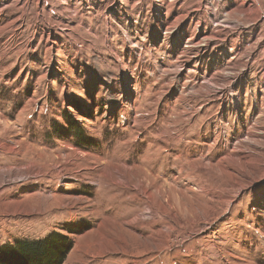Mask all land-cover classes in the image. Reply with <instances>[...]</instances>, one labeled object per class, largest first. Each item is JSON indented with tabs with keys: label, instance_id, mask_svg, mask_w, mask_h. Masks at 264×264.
Wrapping results in <instances>:
<instances>
[{
	"label": "rangeland",
	"instance_id": "rangeland-1",
	"mask_svg": "<svg viewBox=\"0 0 264 264\" xmlns=\"http://www.w3.org/2000/svg\"><path fill=\"white\" fill-rule=\"evenodd\" d=\"M78 222L64 264H264V0H0V248Z\"/></svg>",
	"mask_w": 264,
	"mask_h": 264
},
{
	"label": "trees",
	"instance_id": "trees-1",
	"mask_svg": "<svg viewBox=\"0 0 264 264\" xmlns=\"http://www.w3.org/2000/svg\"><path fill=\"white\" fill-rule=\"evenodd\" d=\"M67 122L68 133L74 138L82 137L76 121L68 116ZM89 227L83 222L68 223L63 226L66 234L53 230L38 239L16 241L0 248V264H64L73 246L70 236L82 234Z\"/></svg>",
	"mask_w": 264,
	"mask_h": 264
},
{
	"label": "bare ground",
	"instance_id": "bare-ground-1",
	"mask_svg": "<svg viewBox=\"0 0 264 264\" xmlns=\"http://www.w3.org/2000/svg\"><path fill=\"white\" fill-rule=\"evenodd\" d=\"M130 105V104H129ZM125 106V105H124ZM127 111V110H126Z\"/></svg>",
	"mask_w": 264,
	"mask_h": 264
}]
</instances>
